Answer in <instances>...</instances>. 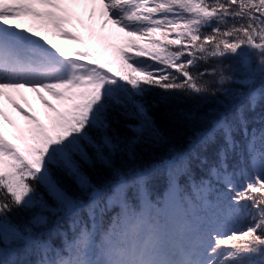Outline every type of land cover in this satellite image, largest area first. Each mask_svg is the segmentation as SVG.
<instances>
[{
  "label": "snow or ice",
  "instance_id": "1",
  "mask_svg": "<svg viewBox=\"0 0 264 264\" xmlns=\"http://www.w3.org/2000/svg\"><path fill=\"white\" fill-rule=\"evenodd\" d=\"M22 90L47 123L12 100L30 126L0 127V264H264V0H0V98ZM178 100L206 110L175 142Z\"/></svg>",
  "mask_w": 264,
  "mask_h": 264
},
{
  "label": "rangeland",
  "instance_id": "2",
  "mask_svg": "<svg viewBox=\"0 0 264 264\" xmlns=\"http://www.w3.org/2000/svg\"><path fill=\"white\" fill-rule=\"evenodd\" d=\"M77 11L83 12V9H78ZM88 11L89 12L91 11V7H89ZM84 20L86 25L90 23V21H88L87 15H84ZM66 27L68 28L69 31L73 32L75 35L78 36H80L81 34H85L86 31H88L90 37L89 28L82 26L77 22H73V24L66 25ZM95 27L97 33L99 34L101 33V31H103V34L110 38V42L113 45L115 42H117L120 47L126 45V41L122 39L123 36L122 33H120L118 29H115L114 26L109 25L108 29L101 30L99 19H97ZM55 39L60 44L61 43L68 44L70 42L61 39L59 37H56ZM45 93H46L45 97L47 99H49L52 103L57 104L58 106L60 105L61 103L60 101L56 100L47 92ZM9 95L11 96V100L8 98V96L0 98V108L3 109L6 116L8 117V119L12 121V123L9 124L7 120L0 118V127L4 129L6 135H9L10 139L12 138L10 133L15 132V128L20 127V129L23 128L26 130L30 126V122L13 107L12 100H15L17 103H20L25 109H27L28 111L32 112L34 115L39 117L43 122L47 123L45 114L47 113L48 110L40 102L39 97L35 93L29 92L27 90H22L20 92L11 91ZM34 95L35 97H33ZM13 142H17V141H13Z\"/></svg>",
  "mask_w": 264,
  "mask_h": 264
},
{
  "label": "trees",
  "instance_id": "3",
  "mask_svg": "<svg viewBox=\"0 0 264 264\" xmlns=\"http://www.w3.org/2000/svg\"><path fill=\"white\" fill-rule=\"evenodd\" d=\"M88 30V29H87ZM122 39L127 41L129 37L126 34L122 33ZM80 37L89 39V33L86 31L85 34H81ZM58 43V42H57ZM71 45H70V44ZM68 44L61 43L62 46L73 48V47H80L77 44H73L71 41ZM60 44V43H59ZM115 47H120L117 42L114 43ZM118 69H114L117 71ZM206 110V105L204 104H197L191 101H175L171 103L169 106H162L157 112V122L158 126L161 128V131L165 132V134L169 135L171 139L175 142H179L180 136L178 133L182 132L183 130V121L176 119L178 115L183 113H198L203 112ZM19 130H25L15 128V132ZM163 149L160 148H150L148 146H144L143 150L141 151L142 160L141 163L144 166L154 165L156 160L159 156L163 155ZM107 173L103 168H96L92 171V177L94 182L103 181L107 178ZM162 181H159L156 184V188L159 189L162 186Z\"/></svg>",
  "mask_w": 264,
  "mask_h": 264
},
{
  "label": "bare ground",
  "instance_id": "4",
  "mask_svg": "<svg viewBox=\"0 0 264 264\" xmlns=\"http://www.w3.org/2000/svg\"><path fill=\"white\" fill-rule=\"evenodd\" d=\"M43 94H44V96H46V93L45 92ZM33 97H35V95Z\"/></svg>",
  "mask_w": 264,
  "mask_h": 264
}]
</instances>
